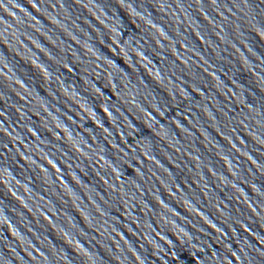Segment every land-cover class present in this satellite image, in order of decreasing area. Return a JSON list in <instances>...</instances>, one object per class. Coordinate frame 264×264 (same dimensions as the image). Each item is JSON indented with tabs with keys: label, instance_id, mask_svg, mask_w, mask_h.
Masks as SVG:
<instances>
[{
	"label": "water",
	"instance_id": "1",
	"mask_svg": "<svg viewBox=\"0 0 264 264\" xmlns=\"http://www.w3.org/2000/svg\"><path fill=\"white\" fill-rule=\"evenodd\" d=\"M0 264H264V0H0Z\"/></svg>",
	"mask_w": 264,
	"mask_h": 264
}]
</instances>
